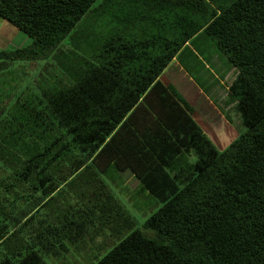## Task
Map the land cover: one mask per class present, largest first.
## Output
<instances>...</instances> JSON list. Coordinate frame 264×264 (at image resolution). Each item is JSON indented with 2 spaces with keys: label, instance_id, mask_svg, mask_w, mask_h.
Returning a JSON list of instances; mask_svg holds the SVG:
<instances>
[{
  "label": "trees",
  "instance_id": "16d2710c",
  "mask_svg": "<svg viewBox=\"0 0 264 264\" xmlns=\"http://www.w3.org/2000/svg\"><path fill=\"white\" fill-rule=\"evenodd\" d=\"M0 19L32 41L0 51V74L52 56L67 82L0 109V188L26 202L0 222V264H46L95 221L131 229L106 184L125 172L160 207L151 236L132 231L97 264H264V0H0ZM193 39L236 71L245 130L221 151L163 75ZM76 181L75 203L48 208ZM28 182L31 202L14 192Z\"/></svg>",
  "mask_w": 264,
  "mask_h": 264
},
{
  "label": "rangeland",
  "instance_id": "374dc122",
  "mask_svg": "<svg viewBox=\"0 0 264 264\" xmlns=\"http://www.w3.org/2000/svg\"><path fill=\"white\" fill-rule=\"evenodd\" d=\"M17 34V37L10 41H0V51L21 49L31 44L32 41L27 35L22 32ZM190 45L189 49L193 51V55L185 58L184 65L180 66L178 61H173L163 74L170 79L177 93L186 102L193 104L194 109L198 111L196 114L204 132L213 144L215 143L216 149L221 151L245 130L242 117L236 109V102H231L227 97V88L231 80L235 78L236 71L226 57L216 49L214 41L191 40ZM175 66L181 74L174 71ZM60 82L67 83L62 69L52 56L39 60L26 58L10 62L9 70L0 74V109L6 111L13 107L16 101L24 102L30 99L43 101L44 95L52 91ZM194 90L198 92L197 96ZM189 161L193 163L195 157L192 156ZM79 180L80 177L78 185ZM76 184L77 181L72 186L63 187L61 193L49 201L48 208L55 205L63 208L69 198H72V203H75L76 193L73 194V192L76 190ZM106 184L132 218L133 227L117 230L113 226L107 227L100 221H95L89 234L80 243H68L66 252L59 256L43 254L42 259L46 264H97L132 231L139 230L144 235L151 236V233L144 229L143 224L159 209L160 205L146 193L136 190L138 183L129 172L114 173L110 178H106ZM14 192L31 202L41 197V186L37 184L35 188L28 182L22 189H14ZM12 200L13 195L5 193L0 188L1 223L5 213L14 217L18 206L26 203L22 201L18 204L17 201ZM19 239L26 242L27 236L20 235ZM20 250L23 252L25 248Z\"/></svg>",
  "mask_w": 264,
  "mask_h": 264
},
{
  "label": "crops",
  "instance_id": "0c3cea01",
  "mask_svg": "<svg viewBox=\"0 0 264 264\" xmlns=\"http://www.w3.org/2000/svg\"><path fill=\"white\" fill-rule=\"evenodd\" d=\"M17 32H19L17 29H15L13 26H11L9 23H7L6 21H4V20H2V19H0V41H3V40H6V41H10V39H12V38H14V37H17ZM3 36H2V35ZM194 40V39H193ZM195 41V40H194ZM3 43V42H2ZM190 44H191V42H190ZM189 44V46H191ZM173 61H176V59L175 60H173ZM177 62V61H176ZM179 67V66H178ZM174 71L175 72H177V73H180V70L175 66V68H174ZM181 74V73H180ZM166 78H167V80L169 81V83L172 85V87L174 88V86H173V84L170 82V79L166 76V74H163ZM180 78H182V77H180ZM174 91H175V93L179 96V97H181L178 93H177V91L175 90V88H174ZM186 94V93H185ZM194 94H195V96H197L198 95V92L197 91H195L194 90ZM182 98V97H181ZM184 99V98H183ZM189 103V102H188ZM190 104V106L194 109V106H193V104L192 103H189ZM195 111H197L196 110V108L194 109ZM198 112V111H197ZM215 144V143H214ZM133 177V176H132Z\"/></svg>",
  "mask_w": 264,
  "mask_h": 264
}]
</instances>
